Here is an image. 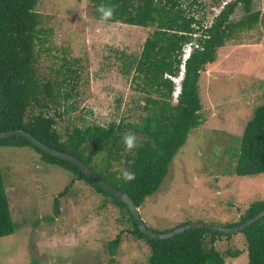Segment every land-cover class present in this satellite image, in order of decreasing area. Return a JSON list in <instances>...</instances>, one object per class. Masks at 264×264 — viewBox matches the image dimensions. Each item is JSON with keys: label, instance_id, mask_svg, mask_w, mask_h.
Instances as JSON below:
<instances>
[{"label": "rangeland", "instance_id": "1", "mask_svg": "<svg viewBox=\"0 0 264 264\" xmlns=\"http://www.w3.org/2000/svg\"><path fill=\"white\" fill-rule=\"evenodd\" d=\"M253 8L261 12L259 23L220 47L215 61L200 73L204 122L189 132L158 189L138 207L149 229L166 232L190 222L230 226L251 202L264 199V173L234 172L245 124L253 109L264 104V0H254ZM35 10L46 39L39 45L45 50L40 72L53 79L65 58L79 74L67 100L74 109L58 125H106L127 114L136 120V102L143 104L140 78H134L139 75L134 66L127 71L124 59L140 54L153 28L99 20L92 0H38ZM241 13L239 5L231 18L237 20ZM0 168L17 224L14 233L0 237V264L146 263L149 246L129 232L120 207L67 170L45 162L34 148L0 146ZM71 180L54 216V198ZM119 233L110 255L107 243ZM245 245L241 232L215 243L226 264H247ZM228 250L240 253L233 257Z\"/></svg>", "mask_w": 264, "mask_h": 264}, {"label": "trees", "instance_id": "2", "mask_svg": "<svg viewBox=\"0 0 264 264\" xmlns=\"http://www.w3.org/2000/svg\"><path fill=\"white\" fill-rule=\"evenodd\" d=\"M37 1L0 0V131L22 128L49 146L73 154L99 177L127 192L139 207L158 189L189 132L204 122L200 112V73L215 61L220 47L236 38L238 33L254 28L260 21L261 12L253 8L254 0H230L210 27L201 28L196 40L202 48L194 49L186 59L180 91L174 102L175 84L164 74L178 75L182 47L192 38V23L198 21L187 16V9L205 0H92L94 14L99 20L102 19L97 9L101 5H115L112 19L105 22L153 28L145 38L140 54L124 59L127 71L134 66L139 73L134 78H140L143 104L136 102L140 110L136 120L127 114L118 122L110 121L106 125L92 122L68 128L60 127L58 119L74 109L67 100L75 88L72 81L79 74L65 58L57 64V76L53 79L49 73L43 75L40 72L38 62L41 51L45 50L39 45L46 39L40 35L41 14L35 10ZM239 5L242 13L233 20L231 15ZM127 133L141 136L137 137L139 146L125 152L122 138ZM0 146L32 147L45 162L62 167L75 180L83 181L109 197L120 207L122 214L127 215L125 220L132 236L149 246L145 264H226L215 243L222 236L229 237L233 233L198 227L169 238H151L138 229L124 202L101 189L76 165L41 151L22 136L0 139ZM120 167L135 173V179L125 182ZM234 172L238 176L264 173V104L253 109L245 124ZM71 183L72 180L54 198V216L60 212L59 197ZM263 208L264 199L251 202L231 225L246 221ZM54 216L46 218L53 220ZM16 228L0 168V237L14 233ZM239 232L245 240L247 264H264V216ZM120 239L119 233L108 241L110 255ZM239 253V250H228L227 254L234 257Z\"/></svg>", "mask_w": 264, "mask_h": 264}, {"label": "water", "instance_id": "3", "mask_svg": "<svg viewBox=\"0 0 264 264\" xmlns=\"http://www.w3.org/2000/svg\"><path fill=\"white\" fill-rule=\"evenodd\" d=\"M10 136H22L29 140L34 146H36L41 151L52 155L54 157L66 160L71 162L72 164L76 165L79 169L83 171V173L94 183H96L101 189L104 191L109 192L110 194L114 195L116 198L121 200L127 205V208L130 212V214L133 216L134 220L136 221L138 229L146 234L147 236L155 239H164L169 238L177 233H180L184 230L191 229V228H208L216 231H220L223 233H235L243 230L248 225L254 223L256 220L260 219L262 216H264V208L257 212L255 215L247 219L246 221L231 225V226H221V225H214L209 223H203V222H190L178 227L173 228L170 231L166 232H159L154 231L152 229H149L143 222L138 207L135 205L133 199L128 195L127 192L119 189L117 186L107 182L106 180L99 177L84 161L79 159L78 157L74 156L73 154H70L66 151L60 150L58 148H55L53 146H49L48 144L42 142L38 138H36L33 134L30 132L22 129V128H12L4 131H0V139H4Z\"/></svg>", "mask_w": 264, "mask_h": 264}, {"label": "built area", "instance_id": "4", "mask_svg": "<svg viewBox=\"0 0 264 264\" xmlns=\"http://www.w3.org/2000/svg\"><path fill=\"white\" fill-rule=\"evenodd\" d=\"M230 0H219L217 2H211L206 4V0L201 4H194L190 9H187V16H193L195 21L192 23L193 31L191 33L192 38L186 42L181 50V62L179 64L178 76H172L165 73L164 76L171 79L174 84V90L172 92L173 100H177L178 93L180 91V81L178 79L183 75L185 70V61L194 49L202 48L196 40V37L200 35L201 28H208L213 23L214 19L218 16L224 6ZM186 7V6H185ZM184 7V8H185Z\"/></svg>", "mask_w": 264, "mask_h": 264}, {"label": "clouds", "instance_id": "5", "mask_svg": "<svg viewBox=\"0 0 264 264\" xmlns=\"http://www.w3.org/2000/svg\"><path fill=\"white\" fill-rule=\"evenodd\" d=\"M115 5L112 6H104L101 5L97 10L101 14V19L104 21H109L112 19L115 12ZM178 76V75H177ZM182 76L180 77L181 80ZM122 142L124 144L126 151H131L134 148H137L139 145L137 144V137L134 133H127L123 136ZM121 177L125 182H130L135 179V173L124 169L121 171Z\"/></svg>", "mask_w": 264, "mask_h": 264}, {"label": "crops", "instance_id": "6", "mask_svg": "<svg viewBox=\"0 0 264 264\" xmlns=\"http://www.w3.org/2000/svg\"><path fill=\"white\" fill-rule=\"evenodd\" d=\"M225 46H227V45H225ZM224 48H225V47H224ZM212 69H213V68H212V66H211L210 71H212Z\"/></svg>", "mask_w": 264, "mask_h": 264}, {"label": "bare ground", "instance_id": "7", "mask_svg": "<svg viewBox=\"0 0 264 264\" xmlns=\"http://www.w3.org/2000/svg\"><path fill=\"white\" fill-rule=\"evenodd\" d=\"M180 81V80H179Z\"/></svg>", "mask_w": 264, "mask_h": 264}]
</instances>
